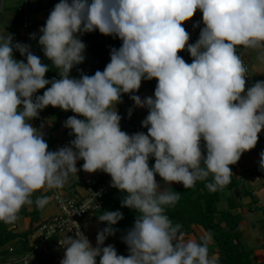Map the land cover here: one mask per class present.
I'll use <instances>...</instances> for the list:
<instances>
[{
	"label": "clouds",
	"instance_id": "9594fccd",
	"mask_svg": "<svg viewBox=\"0 0 264 264\" xmlns=\"http://www.w3.org/2000/svg\"><path fill=\"white\" fill-rule=\"evenodd\" d=\"M197 10L204 26L189 43L182 25ZM97 30L119 38L121 46L111 49L103 71L70 77L85 59L79 36ZM39 31L38 43L59 79L45 78L50 66L30 45L0 33V222L14 225L35 193L62 189L83 160V171L110 175L111 186L125 194L121 206L137 212L122 237L129 254L103 246L123 219L120 211H104L98 220L108 226L98 232L97 246L79 232L67 236L60 241V264H97V257L99 264H218L209 255L211 231L186 240L182 225L165 214L180 194L162 189L155 177L184 188L207 181L215 192L230 183L229 166L256 146L264 129V81L246 89L247 68L237 49L255 50L264 63V0H60ZM185 49L191 63L178 55ZM154 78V97L134 94L142 80ZM123 94L148 110L142 121L147 134L121 130L116 105ZM48 106L76 114L64 122L75 138L56 151L30 123ZM259 164L264 170V152ZM48 202L35 198L38 208Z\"/></svg>",
	"mask_w": 264,
	"mask_h": 264
},
{
	"label": "trees",
	"instance_id": "16d2710c",
	"mask_svg": "<svg viewBox=\"0 0 264 264\" xmlns=\"http://www.w3.org/2000/svg\"><path fill=\"white\" fill-rule=\"evenodd\" d=\"M43 1L44 0H38L33 4L28 0L29 14L31 15L34 12L41 11ZM46 1L48 2V8L53 9L56 3H54L53 0ZM16 14L17 17L12 26H22L25 12L24 10L18 9ZM12 35L14 38L13 42H19L13 33ZM82 36L83 42L86 45L85 53L88 52L86 62H88L89 66L86 68L88 70L84 68V64H79L72 68V71L75 73V78L77 79L80 78L82 73L91 76L94 75L97 70L103 71L105 66L110 62L111 49H118L122 44L119 38L102 35L98 30L91 33H84ZM13 55L21 60L18 51H14ZM44 64L50 66L45 76L46 79L52 80L54 78H60V76L57 75L59 71L51 67V62L47 61ZM86 71L88 72L86 73ZM146 81L148 82L147 87L155 90L151 80ZM50 86L51 85H47L45 89L39 90V93L42 95L47 87ZM121 99L128 101V94H123ZM67 112L69 111H63L52 106H48L44 109V115L52 114L55 117V126H57L56 121L62 116L68 118L76 115L71 111L70 114H67ZM121 112L122 111L119 109L118 114L120 115ZM77 118L83 119V117L79 116ZM133 121L135 120H131V122ZM229 167L232 170L230 183L215 192L209 191L206 188L205 184L207 181H197L192 188H184L182 183L169 186L167 190L178 192L180 194V199L174 206H166L165 214L168 215L174 225L177 223L182 225L181 231L185 234L197 237V241L210 230L212 233V240L211 243H209V255L210 257L217 255L216 260L218 264H254L252 251L245 249L244 245V233L241 227L243 213L235 212L236 209L238 210L242 207V203L237 202L234 192L241 188L245 177H239L234 173L237 167L236 164L230 165ZM210 179L211 178H209V180ZM242 188L243 190L241 191L246 196L252 194L245 191L243 186ZM124 195L125 194L120 190L113 187V190L104 197L102 209L94 213V217L97 218L104 211H120L123 214V219L113 225V228L116 229L115 235L126 232L132 228L137 217V212L134 209L121 206ZM254 198L252 201L253 205L258 202V200ZM240 199L242 200L241 197ZM248 208L249 210H247V212L257 210L255 206L254 209ZM25 212L26 210L22 208L19 214ZM32 214L34 216L31 221L30 229L20 234L14 232L17 221L14 225H7L0 222V252L8 253L10 248H14L19 243H22L25 249L28 247L30 236L41 225L37 227L33 226L34 221L38 220V213L35 211ZM102 223L103 229L108 226L106 223ZM128 254L124 256H128Z\"/></svg>",
	"mask_w": 264,
	"mask_h": 264
},
{
	"label": "crops",
	"instance_id": "0c3cea01",
	"mask_svg": "<svg viewBox=\"0 0 264 264\" xmlns=\"http://www.w3.org/2000/svg\"><path fill=\"white\" fill-rule=\"evenodd\" d=\"M1 1L3 3V0ZM29 1L34 4L38 0H29ZM53 1L54 3L60 2V0H53ZM48 10H52V8H48V2L44 0L43 5H42V10L39 12H34L30 15L31 20L33 21V25H34L33 30L36 34V39L34 40H36V42H37V38L39 37V34H41L39 31L41 26H37L38 18H39L38 16H42ZM16 17L17 15L15 13L11 15V17L8 19V25L7 27H5L4 32L5 33L8 32L11 34L13 33L16 36V39L19 40L20 36L23 34V30L21 26L20 27L12 26ZM198 22H199V27L194 28L193 25ZM182 26L190 34L189 43H195L199 38L200 29L204 26L202 23V12L200 10H197L193 18L189 21L184 22ZM241 48L243 47L241 46ZM40 54L42 55V48L40 49ZM257 54L258 53L255 50H251V49L245 50V59L251 68L252 85L257 81H264V63L256 59ZM178 55L181 56L187 63L192 62V57L190 56V54L188 53L186 49L179 52ZM15 58L19 60L18 57H15ZM41 61L43 63L47 62L46 58ZM69 75L70 77L75 78V73L72 71V69ZM151 82L153 86L156 87L154 85V82L153 81ZM154 91L155 90L147 87V83H145L143 88L140 87L139 91L134 94L139 95L141 99H144L149 96L154 97ZM38 92L36 93V95H38ZM126 102H127L125 106L126 110L124 111L126 117H122L120 121V126H122L121 128L122 131L124 129H127L129 131L127 121L135 120L138 122H142L148 115V110L146 108H141L142 112L139 113L137 112L136 109L133 108L135 106L134 103H133V106L132 105L130 106L128 105L129 100ZM120 105L123 106L122 103H120ZM116 108H117V111H119V104L116 105ZM130 109H131V116H129ZM138 117H141L142 120L139 119ZM55 120L56 119L52 114H45L44 121L42 124L43 127L42 128L40 127V130L44 133V139L49 145L50 151H56L60 147L69 146L70 141L75 138L74 135H70L71 130L64 127V122L67 120L65 116H62L56 121L57 126H55ZM261 152H264V129H262V131L258 134V142L256 146L253 149L246 151L241 155V165L240 166H242V168L246 170L244 171V173L248 174V176L244 178L242 182V186L243 184H247L248 187H246V185L243 186L244 190L252 194L246 196L247 198L248 197L250 198H248V201L243 203V200L240 199V197L242 198L243 196L242 195L243 192L241 191L243 190V188L241 187L242 189L240 188L238 191L234 192L237 202L242 203V207L239 208L238 210L236 209L235 212L243 213L241 227H242L244 237H245L244 245L246 243L248 247L247 250L252 251L254 264H264V231H261V229L257 226H253L250 223V221L247 219V217L245 216V213H247V210H249L248 207L254 209V206H255L257 210H254L252 214L258 216L259 213L263 212L262 213L263 217L261 218V220L264 222V170L261 169L260 164H259ZM242 160H244L245 165H243ZM83 163H84L83 160L77 161L76 163V167L78 169L77 174H70L64 187L62 189H59L60 191H63L68 194L76 193L80 196L86 194L87 182L84 183L83 181L84 180L88 181L91 178L87 177L88 173L82 170ZM85 178L86 179L88 178V179L86 180ZM53 191L54 189L49 190L46 188L40 190L39 192L35 193V195L32 197L33 203L31 205H25L24 207H22L23 209L26 210V212L20 213L18 215L19 218L16 222V228L14 231L15 233L20 234L30 229L31 221L34 216L32 213L35 211L38 213V220L34 221L33 223L34 227L39 226L43 222L49 220L51 217L56 215V213L58 212V208L52 199ZM36 196H47L49 200L48 204L45 205L43 208H38L35 204ZM254 197L258 200V202L253 205L252 201ZM90 219L96 220L97 223L94 224V222H92L91 224L90 223L87 224L85 222V227H86L87 236H88L87 239L89 240V242L91 243L93 247H96L97 246V234L99 231L103 229V223L100 222L98 218L96 219L94 215L88 216L86 219L87 222H89ZM126 232H122L117 235L108 236L106 240L104 241L103 246L106 247L108 245H112L115 247L118 255L119 254L127 255L129 253L127 245L122 241V237L126 234ZM67 236L68 235H63L62 239L64 240ZM185 239L186 240L192 239V240L197 241V237H195L194 235L186 234ZM256 240L258 242V245L254 246ZM13 249L14 251L10 252V254L9 255L7 254V255L9 257V260L13 262H17L21 259V257L24 256L26 249L22 246V243L17 244ZM64 252H65V248H61L57 246L55 243H51L48 246L47 253L42 254L40 256L41 264H60L61 260L64 258ZM213 256L217 258V255H213ZM96 259H97V264H99V257H97ZM15 264H19V263H15Z\"/></svg>",
	"mask_w": 264,
	"mask_h": 264
},
{
	"label": "built area",
	"instance_id": "2783aa9c",
	"mask_svg": "<svg viewBox=\"0 0 264 264\" xmlns=\"http://www.w3.org/2000/svg\"><path fill=\"white\" fill-rule=\"evenodd\" d=\"M28 1V0H27ZM25 2L24 12L25 18L21 26L23 34L19 38L20 43L28 44L31 46L33 52V40L30 36L35 33L33 30V21L31 20L28 3ZM238 54L241 55L244 61L245 67L247 68V80L246 89L252 85V73L249 64L245 59V50L241 47L237 49ZM21 60L26 62V58L22 57L18 52ZM42 57L46 58L42 51ZM44 121V109L40 111L38 118H34L30 121L33 127L40 129ZM129 132L132 134L143 132L147 134V128L142 126V122L127 121ZM241 165V157L236 163V166ZM236 167V168H237ZM241 176L247 177V173H242ZM239 176V177H241ZM112 181L110 175L105 176L101 179L91 178L87 181V189L85 195L68 194L59 189H54L52 199L58 208L56 215L51 217L49 220L43 222L39 228L30 236L28 241V247L24 256L17 262L9 260L8 255L13 252L14 249L10 248L8 253L0 252V264H41L40 256L47 253L48 246L51 243H55L57 246L64 248L62 242V236L68 235L75 238L77 232L83 236H87V230L85 222L88 216L94 215L103 207L104 197L113 190ZM83 238V237H81ZM8 254V255H7Z\"/></svg>",
	"mask_w": 264,
	"mask_h": 264
},
{
	"label": "rangeland",
	"instance_id": "374dc122",
	"mask_svg": "<svg viewBox=\"0 0 264 264\" xmlns=\"http://www.w3.org/2000/svg\"><path fill=\"white\" fill-rule=\"evenodd\" d=\"M24 6H25V0H3V3H2V1L0 2V33H5L4 32V29H5V27H7V25H8V19L11 17V15L13 14V13H17V10L19 9V10H24ZM50 12H51V10H48V11H46L42 16H38L39 18H38V23H37V26H44L45 25V22H46V20H47V18H48V16H49V14H50ZM17 15V14H16ZM34 18V17H33ZM20 27V26H19ZM41 34H39V36H40ZM79 38L83 41V36L82 35H80L79 36ZM38 39H39V37L37 38V42H36V40H34L33 41V43H32V46H33V53L35 54V55H37V56H39L40 57V59L41 60H44L45 58H43L42 57V55L40 54V49H41V46L39 45V43H38ZM88 53V52H87ZM87 53H85V51H84V57H85V62H83V63H81V64H84V68L86 69V68H88V62H86V60H87ZM87 57V58H86ZM46 60L47 61H49V62H51L50 60H48L47 58H46ZM79 65V64H78ZM86 70H88V69H86ZM88 71H86V73H87ZM151 81H153L154 82V85L156 86V84H157V80L154 78V79H152ZM145 83H148L146 80H143L142 81V83H141V87L143 88V86H144V84ZM38 95H41L39 92H38ZM128 99H129V103H128V105H132L133 106V101L130 99V96H129V94H128ZM122 105L123 106H121L120 105V110L122 111V113L120 114V116L121 117H126V115H125V113H124V111L126 110V104H127V102L125 101V100H122ZM134 109H136L137 110V112H142V109L141 108H139V107H133ZM128 112V111H127ZM135 112V111H134ZM67 114H70V111L69 112H67ZM124 115V116H123ZM139 119H141V117H138ZM130 119H132V118H130ZM142 120V119H141ZM121 128H122V126H120ZM125 130V132H127L129 135H131V133L127 130V129H124ZM123 130V131H124ZM49 146V145H48ZM244 156V155H243ZM242 162H243V165H245V163H244V160H242ZM154 163H155V159L154 158H150L149 159V166L151 167V166H153L154 165ZM240 167V168H239ZM239 167H237L235 170H234V173L236 174V175H238V176H241V174L242 173H244V171H246V170H244L243 168H242V166H239ZM239 169V170H238ZM105 176H108V174H106V173H104L103 171H97V172H95V173H88L87 174V177H90V178H94V179H96V178H98V179H101V178H103V177H105ZM242 177V176H241ZM86 179V178H85ZM88 179V178H87ZM86 179V180H87ZM155 179H156V181H157V183H159L160 185H161V188L162 189H167L169 186H173V185H177V184H181V183H176V182H172L170 185L169 184H166V183H164L163 182V180H162V178L161 177H159V175L157 174L156 175V177H155ZM84 183H86L87 181H83ZM244 185H246V187H248V185L247 184H243V186ZM241 187H242V185H241ZM243 196H242V200H243V203H245L246 201H248V198H250V197H246V195L245 194H242ZM237 200V199H236ZM263 213V212H262ZM262 213H259L258 214V216L257 215H253L252 214V212H247V213H245V216L247 217V219L250 221V223L253 225V226H257V227H259L260 229H261V231H264V222L261 220V218L263 217V214ZM96 219H97V217H95ZM92 222H94V224L95 223H97L96 222V220H89V222H87V220H86V223L87 224H91ZM200 235V234H199ZM258 236V235H257ZM244 239H245V237H244ZM256 245H258V242H257V240L255 241V244H254V246H256ZM245 249H248V247H247V245H246V243H245Z\"/></svg>",
	"mask_w": 264,
	"mask_h": 264
},
{
	"label": "water",
	"instance_id": "95a60500",
	"mask_svg": "<svg viewBox=\"0 0 264 264\" xmlns=\"http://www.w3.org/2000/svg\"><path fill=\"white\" fill-rule=\"evenodd\" d=\"M58 76H60V73L58 72Z\"/></svg>",
	"mask_w": 264,
	"mask_h": 264
}]
</instances>
